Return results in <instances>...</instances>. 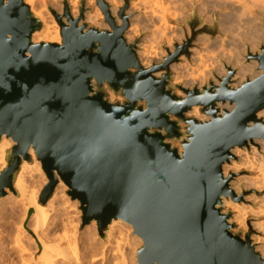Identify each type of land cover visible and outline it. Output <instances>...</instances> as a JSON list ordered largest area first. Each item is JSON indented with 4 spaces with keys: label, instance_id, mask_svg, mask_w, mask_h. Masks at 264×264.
I'll return each instance as SVG.
<instances>
[{
    "label": "water",
    "instance_id": "obj_1",
    "mask_svg": "<svg viewBox=\"0 0 264 264\" xmlns=\"http://www.w3.org/2000/svg\"><path fill=\"white\" fill-rule=\"evenodd\" d=\"M96 2L109 29L79 24L67 6L52 10L57 44L33 42L43 25L25 0H0V139L13 142L0 198L13 191L31 148L47 178L39 202L59 179L79 203L82 227L94 221L103 239L114 219L132 227L142 242L137 264H264L220 209L222 197H233L222 173L232 148L264 140V45L244 56L258 75L233 87L236 69L224 65L218 83L177 85L179 96L170 65L191 56L192 41L206 32L196 29L199 21H190L189 38L166 48L162 63L143 68L136 43L124 37L127 4L118 24L105 0ZM103 86L124 101L107 100ZM194 106L208 118L187 116Z\"/></svg>",
    "mask_w": 264,
    "mask_h": 264
},
{
    "label": "rangeland",
    "instance_id": "obj_2",
    "mask_svg": "<svg viewBox=\"0 0 264 264\" xmlns=\"http://www.w3.org/2000/svg\"><path fill=\"white\" fill-rule=\"evenodd\" d=\"M149 1L148 5L149 3H152V5H149L150 8L154 11H157L156 14L158 13L160 16L162 15L161 17L166 19V23H168V25L170 26L171 32L163 34L155 32V27H157V25L159 24L157 23L158 21H156L157 19H154V21H149L147 20L148 18H146L142 14H138L137 16H135L138 18L136 22L134 20V15L128 13L131 9V4H133L135 0H117L119 4L117 7H114L112 3H110L108 0H105V2L109 5L110 12L116 19L117 23H120V19L118 18L119 10L123 8L125 4H127V10L125 9L124 13L129 17V27L125 31L124 37L128 43H136V53L139 52L140 46L142 44H145L152 50L155 55L159 56L161 54H164V56H166V48L172 51L174 42L179 44L190 36V21L198 20L199 22L196 29H203L206 31L196 35V38L192 42V45L189 49V51L191 52V56L189 58L182 56L178 62L170 66V72L172 75L170 86H172L173 91L179 96H183L184 94L176 87L177 85H180L186 89H191L193 87L200 88L204 85H207L210 80H213L214 83H218L217 72L221 70V68L224 69V65H226V59L222 56V50L226 51L229 49L231 51H237L239 56L243 58L242 63L245 64L244 56L246 55V50H250V52L252 53H259L260 47L264 45V17H258V20L256 19L257 21L255 22V24L262 30L257 33L251 34L248 32L244 33L241 28H233L232 30V27H221V20L219 19L221 9H216L214 11V22H210V20L207 19L206 15L200 9V5L204 2H207L208 0H182L180 1L181 3L175 2V0ZM73 2H75L74 6L72 5ZM246 2L250 7L252 6V8L250 9L255 13H257L258 10H264V3H262L263 5H259L263 6V8L258 7L261 9L257 10V7L255 8V6H257L256 3L253 4L255 1L253 2V0H246ZM37 4L43 9L50 26L56 25L59 28L51 11L54 10L58 14H63L64 4H67L71 16L72 12H76V16L74 17L75 19H79L82 15V18L79 20V24H86L87 27H95L97 29H109L108 24L104 19V15L98 7L96 0H37ZM151 6H153V8ZM59 8L61 9L60 12H58ZM86 13L95 15L96 21L94 23L86 21ZM131 25L135 28L133 29V31L130 30ZM242 35H247L248 37H245L243 39L240 38V40L238 41V38L242 37ZM200 36H207L214 41L215 39L218 40L219 38L223 37L225 39V43L222 48L219 47L218 44H214L213 47L210 46L208 48V50L211 49L210 53L212 52V54L214 55V60H206L205 63L194 65L193 51L196 48H199L196 40ZM230 38L235 39L236 44L234 47L233 44L226 45V42L229 43ZM253 62L255 61H252L248 64H252ZM184 63L189 64L192 67V69L189 71L193 76L196 77V79L193 80V83L190 82L191 80L183 82H176L174 80L176 71L175 68ZM155 75L159 76L160 73H156ZM246 78L251 77H245L242 82ZM238 85L235 86L234 81H232L233 87H237ZM103 90L105 92L106 99L110 102L122 103L124 101V98L120 93H114L107 86H103ZM226 107L229 108V106ZM189 112L190 110L186 115L191 117L189 115ZM198 114L203 120L208 118L206 114L200 111L199 107ZM260 118L264 120L262 116ZM181 127L182 131L184 132V124H181ZM1 141L2 137L0 139V142ZM171 144L181 150L179 141H171ZM12 145L13 143L10 142V144L5 146L4 148V155L2 156V158H0V172L6 167V154L10 151ZM252 145L253 143L251 142L248 144V147L237 148H245L249 150ZM231 159H234V157L232 156L230 160ZM37 161L38 160L34 154V160L30 156L29 161L26 162L35 165ZM237 175L244 176L247 175V173L245 171H241ZM46 183L47 178L41 166L40 171L28 173L26 176L27 189L33 192H37L38 199ZM66 192L64 193L62 198H60V201L58 202L59 205L56 208L57 210L53 211V213L51 211V215L50 212L48 213L50 216L48 215L47 217L51 218L49 219V222H52L50 224H47V228L44 225L42 227L43 229L41 228V230L34 231L33 208L30 207L28 218L23 220V211L18 198V192L14 188V185L13 191L6 190V196L0 198V205H2L0 213V264H40L39 261L42 256L56 255L58 251L61 250L62 246H65V243L60 240L63 236H68L69 238H71V247H74L75 251H73V253H76V262L74 261L71 264H137L136 252L142 246V242L141 240L137 241L138 239H136L137 237L134 236L132 230L128 232L124 225H122L123 227L118 226L116 227V229L118 228L117 231L109 233V236H107V231H105V238H101L98 235L95 223L94 225H91L90 223L82 227L79 203L75 200L72 201L66 194ZM8 193H10L9 196ZM248 194L249 193L247 192L246 195ZM236 201L240 202L241 199L238 197L236 198ZM220 209L223 213L230 215V220L233 214L232 211L224 208L221 204ZM248 219L249 221H251V216H249ZM228 222L232 225L231 231L233 233H238L242 238L244 237V235H248L250 241V237L255 234V232L251 228L248 230L240 229L233 221ZM18 233L20 246L25 249H23V252L19 251L20 249L16 244V235ZM39 235L42 242H39ZM37 236L39 240L37 239ZM108 242L111 243L112 246L110 245V247H107ZM113 250H116L115 254H111V251ZM100 256L103 257L101 258ZM54 263L66 264L59 255L56 256V260Z\"/></svg>",
    "mask_w": 264,
    "mask_h": 264
},
{
    "label": "bare ground",
    "instance_id": "obj_3",
    "mask_svg": "<svg viewBox=\"0 0 264 264\" xmlns=\"http://www.w3.org/2000/svg\"><path fill=\"white\" fill-rule=\"evenodd\" d=\"M108 1L112 3L114 7H117L119 5L117 0H108ZM148 1L149 0H135V2L131 4L130 6L131 9L128 13L134 15V20L136 22L138 18L135 16H137L138 14L144 15L146 18H148L147 20L149 21H154V19H157L156 21H158L157 23L159 24L158 25L156 24L157 27L153 26L155 27V32L161 34L171 32L170 26L168 25V23H166V19L162 18L161 17L162 15L160 16L158 13L156 14L157 11H154L150 8L149 5H152V3L151 4L149 3L148 5ZM180 1L182 0H175V2H180ZM253 2H254L253 4L256 3L257 6H255V8L257 7V10L261 9L258 7L263 8V6H259V5L264 3V0H253ZM25 3L29 6L31 13L34 16H36L43 25V29L41 31H37L32 35L33 42L34 43L50 42V43L60 44L61 43L60 29L56 25H51V26L49 25L43 9L39 7L37 4V0H25ZM72 5L74 6L75 2H73ZM66 6L68 7L67 4H64V8ZM151 7L153 8V6ZM250 8H252V6L250 7L246 2V0L245 1L242 0L241 1L240 0H220V1L210 0L209 1L208 0L207 2H204L203 4L200 5V9L206 15L207 19L210 20V22H214V16H213L214 11L216 9L218 10L221 9L219 15V19L221 20V27H225V28L232 27L231 28L232 30L233 28L234 29L241 28L244 33L248 32L254 34L262 30L255 24V22L258 20L257 19L258 17H264V10H258V12L255 13ZM60 11L61 9L59 8L58 12ZM75 16H76V12L74 11L72 12L71 17L75 19L74 18ZM81 18L82 15L80 16L79 20ZM127 18L129 21L128 16ZM85 19L86 21L93 23L96 21L95 15L90 13H86ZM133 29L135 28L131 25L130 30L133 31ZM245 37L247 38L248 36L242 35V37L238 38V41L240 40V38L243 39ZM196 43L199 48H196L193 51L194 53L193 61H194V65H200L202 63H205L206 60H211V61L214 60V55L212 54V52L210 53L211 49L208 50V48L210 46L213 47L214 44L216 45L218 44L219 47L222 48V46L225 43V39L221 37L218 40L215 39L214 41L207 36H200L196 40ZM232 44L234 47L236 42L235 39L230 38L229 43L226 42V45H232ZM137 54L140 60V64L143 68H149L152 65L158 63L160 64V62L164 57V54H161L159 56L155 55L152 52V50L145 44H142L140 46L139 52ZM222 56L226 59V65H229L232 68L236 69V75L233 78L235 86L240 84L245 77L249 76L252 78L258 75L259 73H261L260 70L259 71L256 70L255 62H253L252 64H248V63L243 64L242 63L243 58L239 56L237 51H233V50L231 51L229 49L226 51L222 50ZM191 69L192 67L186 63L177 66L175 68L176 71L174 75V80L176 82L191 80L190 82L193 83V80H195L196 77L193 76L189 71ZM224 74H225V70L221 68V70L217 72V77H222ZM189 115L191 117L203 120L201 116H199L198 114L197 106H194L190 109ZM258 116L259 117L262 116L264 118V109H262L258 113ZM9 141L12 142L11 139L2 136V141L0 142V158H2V156L4 155L5 146L10 144ZM263 141L264 140L261 139H253L252 140L253 145L250 147L249 150L245 148L241 149L237 147L232 148L231 154L234 157V159L229 160L227 164H224L222 166V173L225 178L231 177L228 182V186L234 198L231 196L222 197L221 205L224 208L231 210L233 213L231 219L228 221H233L240 229L248 230L251 228L255 232V234H253L250 237V243L255 249V251H257L264 260V142ZM28 153L34 160V152L31 148L29 149ZM40 166L41 164L39 161H37L35 165H32L29 162H26L25 160L22 161L19 167V171L16 174L13 181L14 188L18 192L20 205L22 206L23 220L28 218L30 207L33 208L34 231L41 230V228L44 225L47 228V224H50L52 222V221L49 222V219L51 218L47 217L49 215L48 213L50 212L51 215V211L53 213V211L57 210L56 208L59 205L58 202L60 201V198H62V196L67 190L66 185H64L63 182L58 179V183L54 189V192L52 193L48 201L45 204L39 203L37 192H33L27 189L26 176L28 173H34L35 171L37 172L40 171ZM241 171H245L247 175L238 176L237 174ZM247 192L249 193L248 195H246ZM9 195L10 193H8V196ZM238 197L241 199L240 202L236 201V198ZM1 209H2V205H0V213H1ZM249 216H251V221H249L248 219ZM94 223L95 222L92 221L91 225L92 224L94 225ZM122 225L126 227L128 232L132 230V227L126 222L120 219H114L107 226V230H106L107 236H109V233L117 231L118 228L116 229V227L118 226L120 227ZM134 236L137 237L136 238L138 239L137 241L140 240L138 236L136 235ZM39 239H40V235H39ZM60 240L63 241V243H65V246L63 245L64 247L63 246L62 248L60 247L61 250L58 251L56 255L42 256L39 261L40 264H55L54 262L56 260L57 255H59L66 264H71L74 261L76 262V257H75L76 253L75 252L73 253V251L75 250L74 247L73 248L71 247V238H69L68 236H63L61 237ZM39 242H42L41 239L39 240ZM16 244L18 245L20 252L21 251L23 252L25 250L23 247L20 246L19 233L16 235ZM110 245L111 243L108 242L107 247L108 246L110 247ZM111 252H112L111 254H115L116 250H113Z\"/></svg>",
    "mask_w": 264,
    "mask_h": 264
}]
</instances>
